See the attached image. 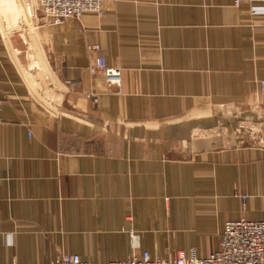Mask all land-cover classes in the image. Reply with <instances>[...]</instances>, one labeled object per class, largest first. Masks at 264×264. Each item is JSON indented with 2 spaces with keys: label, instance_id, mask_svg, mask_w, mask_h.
I'll list each match as a JSON object with an SVG mask.
<instances>
[{
  "label": "crops",
  "instance_id": "1",
  "mask_svg": "<svg viewBox=\"0 0 264 264\" xmlns=\"http://www.w3.org/2000/svg\"><path fill=\"white\" fill-rule=\"evenodd\" d=\"M19 4L0 14V264L204 258L226 223L264 221V15L104 0L48 24Z\"/></svg>",
  "mask_w": 264,
  "mask_h": 264
},
{
  "label": "built area",
  "instance_id": "2",
  "mask_svg": "<svg viewBox=\"0 0 264 264\" xmlns=\"http://www.w3.org/2000/svg\"><path fill=\"white\" fill-rule=\"evenodd\" d=\"M236 6L248 4L254 16L264 15V0H234ZM45 23L61 24L68 20L80 19L86 13L102 15L104 0H36ZM93 49L99 50L97 46ZM91 72L105 76L109 86L121 87L122 70L111 68L103 57H99ZM264 87V82L262 83ZM88 98L95 99L94 95ZM1 178V172H0ZM243 206L248 196H242ZM53 264H94L83 261L78 255H62ZM110 264H264V221L241 219L226 223L220 249L204 258L194 250L177 251L171 258H152L143 251L125 261Z\"/></svg>",
  "mask_w": 264,
  "mask_h": 264
},
{
  "label": "rangeland",
  "instance_id": "3",
  "mask_svg": "<svg viewBox=\"0 0 264 264\" xmlns=\"http://www.w3.org/2000/svg\"><path fill=\"white\" fill-rule=\"evenodd\" d=\"M19 1L17 2V0H0V14L4 16H9L13 12L14 13H19L21 11L23 12L22 9L26 6L22 4L20 5ZM112 88L119 89L118 87H112ZM260 140H264V134H261Z\"/></svg>",
  "mask_w": 264,
  "mask_h": 264
}]
</instances>
